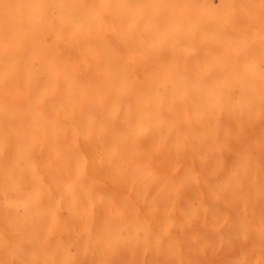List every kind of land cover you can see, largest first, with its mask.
<instances>
[{
	"label": "bare ground",
	"instance_id": "6f19581e",
	"mask_svg": "<svg viewBox=\"0 0 264 264\" xmlns=\"http://www.w3.org/2000/svg\"><path fill=\"white\" fill-rule=\"evenodd\" d=\"M0 249L264 264V0H0Z\"/></svg>",
	"mask_w": 264,
	"mask_h": 264
},
{
	"label": "rangeland",
	"instance_id": "374dc122",
	"mask_svg": "<svg viewBox=\"0 0 264 264\" xmlns=\"http://www.w3.org/2000/svg\"><path fill=\"white\" fill-rule=\"evenodd\" d=\"M30 252L27 250H1L0 249V264H30Z\"/></svg>",
	"mask_w": 264,
	"mask_h": 264
}]
</instances>
